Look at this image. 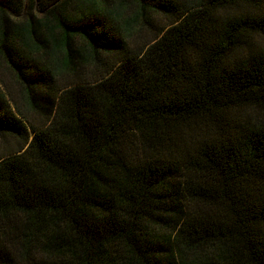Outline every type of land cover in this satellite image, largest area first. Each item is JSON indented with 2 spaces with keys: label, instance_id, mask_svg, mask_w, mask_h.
<instances>
[{
  "label": "trees",
  "instance_id": "1",
  "mask_svg": "<svg viewBox=\"0 0 264 264\" xmlns=\"http://www.w3.org/2000/svg\"><path fill=\"white\" fill-rule=\"evenodd\" d=\"M0 63V264H264V0H0Z\"/></svg>",
  "mask_w": 264,
  "mask_h": 264
},
{
  "label": "rangeland",
  "instance_id": "2",
  "mask_svg": "<svg viewBox=\"0 0 264 264\" xmlns=\"http://www.w3.org/2000/svg\"><path fill=\"white\" fill-rule=\"evenodd\" d=\"M153 21L156 23V17H153ZM74 43L76 45H80V42L78 39H74ZM0 78L7 82V85L9 86V89L14 93L18 94L20 93V87L18 86L17 82L15 81L13 75L10 71H8L1 63H0ZM1 89V87H0ZM3 90V89H1Z\"/></svg>",
  "mask_w": 264,
  "mask_h": 264
}]
</instances>
